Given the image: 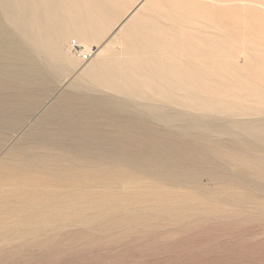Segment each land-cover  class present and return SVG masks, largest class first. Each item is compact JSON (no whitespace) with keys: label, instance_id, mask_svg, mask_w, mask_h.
Returning a JSON list of instances; mask_svg holds the SVG:
<instances>
[{"label":"rangeland","instance_id":"1","mask_svg":"<svg viewBox=\"0 0 264 264\" xmlns=\"http://www.w3.org/2000/svg\"><path fill=\"white\" fill-rule=\"evenodd\" d=\"M136 1L116 5L119 14L105 20L103 35ZM248 9L246 51L211 96L264 111V100H256L264 95V14ZM240 35L235 26L233 37ZM70 42L77 64L51 88H19L0 104L1 120L11 116L0 123V153L20 141L0 163V231L14 224L22 231L20 239H0V264H264L259 122L245 124L250 132L236 135L228 119L226 127L192 125L189 118L175 127L136 112L129 120L94 108L67 85L90 59L82 57L84 47L74 38ZM48 106L60 108L34 122ZM28 107L33 109L24 114ZM85 134L107 137L121 151L106 145L82 153L75 144L89 142ZM40 137L65 143L25 167L20 158L42 147Z\"/></svg>","mask_w":264,"mask_h":264},{"label":"bare ground","instance_id":"2","mask_svg":"<svg viewBox=\"0 0 264 264\" xmlns=\"http://www.w3.org/2000/svg\"><path fill=\"white\" fill-rule=\"evenodd\" d=\"M121 1L0 0V104L7 103L11 98L7 95L14 96L19 88L29 90L44 83L51 88L53 81L77 64L67 49L74 38L84 47L81 55L89 53L90 59L67 85L94 108L124 114L128 119L136 112L175 127L187 118L192 119V125L226 127L224 119H228L236 124L231 127L236 135L250 132L245 124L259 122V129L264 130L260 107L211 96L217 82L231 75L232 64L246 51L244 13L249 8L264 14V0H214L211 4L203 0H137L103 35L105 20L119 14L116 5ZM167 3L170 6L166 7ZM229 9L234 10L233 18ZM238 16L241 19L236 20ZM235 26L241 28L238 38L233 37ZM256 97L264 100V95ZM222 103L232 107L225 108ZM58 108L46 107L34 122ZM32 109L26 108L24 114ZM4 117L0 123L11 121L10 112ZM237 128L243 132L234 131ZM85 137L90 143L75 144L82 153L106 145L121 151V145L110 143L107 137ZM18 142L0 153V163L11 158ZM40 142L39 150H28L20 158L25 167L35 166L39 156L53 154L52 146L65 143L46 137ZM11 230L17 232L13 235ZM11 236L22 237L19 225L0 231V239Z\"/></svg>","mask_w":264,"mask_h":264},{"label":"built area","instance_id":"3","mask_svg":"<svg viewBox=\"0 0 264 264\" xmlns=\"http://www.w3.org/2000/svg\"><path fill=\"white\" fill-rule=\"evenodd\" d=\"M82 57H83L84 59H86V58L88 57V53H83V54H82Z\"/></svg>","mask_w":264,"mask_h":264}]
</instances>
